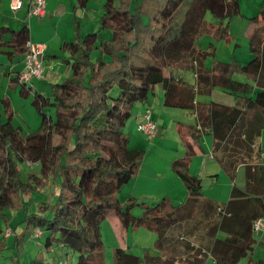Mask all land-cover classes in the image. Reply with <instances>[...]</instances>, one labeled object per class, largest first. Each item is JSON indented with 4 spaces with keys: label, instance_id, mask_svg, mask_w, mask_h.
Returning a JSON list of instances; mask_svg holds the SVG:
<instances>
[{
    "label": "trees",
    "instance_id": "obj_1",
    "mask_svg": "<svg viewBox=\"0 0 264 264\" xmlns=\"http://www.w3.org/2000/svg\"><path fill=\"white\" fill-rule=\"evenodd\" d=\"M206 12L219 19V37L230 42L229 21L241 15L240 0H103L98 30L82 34L74 20V38L60 45L70 73L49 83L48 95L20 81V71L10 77L40 118L39 127L23 135L12 121L9 99L0 96V221L14 233L12 239V234L0 236V254L9 249L10 264H22L24 242L36 227L41 235L32 239L43 241L25 264H65L71 252L77 254L74 264H103L101 227L112 214L124 229L145 227L156 235L155 254L141 258L116 246L114 264H204L206 258L213 264H243L253 252L264 236L252 230L253 221L264 214V163L256 149L264 128V0L257 13L246 17L250 58L245 63L234 57L214 60L212 42L202 47L205 25L214 26L205 20ZM104 29L108 36L101 34ZM28 39L25 22L17 29L0 26V47H10L0 51L22 57V66ZM182 62L192 65L193 83L173 70ZM155 85L162 88L164 105L196 112L199 127L178 129L185 151L171 162L186 199L175 205L166 196L154 204L122 203L117 193L136 175L143 156L141 149L129 146L124 127L132 107L147 101ZM215 87L232 94L235 103L195 100ZM203 128L230 179L239 164L245 167L244 187L232 184L224 202L204 197L200 179L188 171L194 150L186 135ZM24 164L36 170L23 175ZM50 181L53 199L39 200L32 210L31 193ZM136 204L142 208L139 215L132 211ZM8 209L20 212L15 225ZM53 245L68 251L51 261Z\"/></svg>",
    "mask_w": 264,
    "mask_h": 264
},
{
    "label": "crops",
    "instance_id": "obj_2",
    "mask_svg": "<svg viewBox=\"0 0 264 264\" xmlns=\"http://www.w3.org/2000/svg\"><path fill=\"white\" fill-rule=\"evenodd\" d=\"M102 1L86 0L84 5H78L76 0H45V10L42 15L27 16L26 11L30 0H22L21 8L15 12L11 8L10 0H0V26L17 29L25 22L29 29V39L45 45L43 54L44 76L38 81L33 82L32 80V90L48 95L50 93L49 83L61 81L69 75V65L62 61V58L67 54L60 49V45L63 41L74 38L75 19L79 21L81 32L84 28H89L91 31L99 29L98 17L101 12ZM244 16L240 17L243 19ZM216 24L218 23L214 25ZM246 24L247 22H245V28ZM107 33L108 31L101 30V34L104 36H108L109 34ZM4 38L8 39L9 33L4 34ZM0 49L9 50L10 47L5 45L0 47ZM218 50L219 46L215 48L213 59L221 61L217 54ZM249 58V50L241 58L234 57L239 63ZM0 63V88H2L0 96L7 97L10 101L13 111V123L21 127L22 134L23 130H28L29 133L35 131L40 124V118L35 108L31 103L29 104V99L22 98L18 94L15 83L10 82V77L22 68V57H9L6 53L0 51ZM205 65L207 67L211 65L209 58L205 60ZM189 82L193 83L194 78L189 80ZM162 99V88L160 85H155L147 101L136 103L132 107L131 116L124 127L129 138V146L141 149L143 156L136 175L117 193V197L122 203L127 202L129 199L138 203L141 201L150 203L151 200H159L161 197L166 196L175 205L186 199L185 185L171 169V162L173 159L183 156L185 151L178 129L181 128L182 131H186L187 126L197 125L196 112L189 108L166 106L163 104ZM195 100L201 102L214 100L227 105L235 103V97L232 94L222 91L218 87L213 88L209 95L197 94ZM147 106L151 107L153 118L158 123L157 131L151 139H148L136 129V123L140 119L141 112ZM31 118L34 119V122L32 126H27L25 119ZM186 137L194 150V154L188 163V171L200 179L201 193L204 197L218 201V199H224L223 196H226V199L221 201L224 202L229 197L232 184L241 188L244 187V177L243 185H238L235 180L236 175L233 179H230L228 173L216 161L212 148V138L206 129L203 128L199 132L193 131V133L190 131ZM257 147L259 160L261 159L264 163V128L261 129L258 137ZM242 167L243 174L245 173L244 165L239 164L236 168V174ZM116 228H119L117 235L119 236L124 228H122L121 224L116 226ZM126 230L128 231V228ZM259 247H261L260 252L258 250ZM50 250L52 253L51 248ZM65 250L64 247L57 246V259L50 257V252L48 253L49 259L51 261L60 259L65 254ZM256 253L262 255H256ZM71 255L74 257L73 254ZM263 256L264 236L259 238L258 244L255 245L253 252L246 257L243 264H247L249 259L252 261L262 260L260 264H264Z\"/></svg>",
    "mask_w": 264,
    "mask_h": 264
},
{
    "label": "rangeland",
    "instance_id": "obj_3",
    "mask_svg": "<svg viewBox=\"0 0 264 264\" xmlns=\"http://www.w3.org/2000/svg\"><path fill=\"white\" fill-rule=\"evenodd\" d=\"M261 1L262 0H240L241 15L234 16L229 21V31L228 32H229V37L232 38L230 42H228L225 38L218 37V34H219L218 26L214 24L219 23V19L214 17L211 13L206 12L204 15L205 20L208 23L213 24L214 26H210L209 24L205 25L203 29L204 33L200 35L199 42L204 46H206L209 42L214 43L216 47L219 46V50L217 54L219 55L221 61L222 60L229 61L230 58L233 57V54L235 58H241V56L248 51L247 39L245 38V35H244L245 22H247L246 17L257 13L259 9V4L261 3ZM242 15H245L243 19L241 18ZM223 21L225 22L226 20H223ZM104 30L108 31L107 34H110L109 30H106V29ZM88 31H91V30H89V28H84L82 30V34ZM34 42H37V41H34ZM43 54H42V63H43L44 70H45V65L43 62V58H44ZM246 61L247 59L244 60V62L242 63H245ZM191 66L192 65L189 64L188 62L187 63L182 62L180 64H177V66L173 68V70L176 72H180L184 77L187 78V80H191L194 78ZM237 75H238L237 76L238 78L241 77V75L239 74ZM32 80L34 82V81L40 80V78H34ZM1 89L2 88H0V91ZM25 121L27 123V126H32L34 119L33 118L25 119ZM27 132L29 133L28 130H23V135H25ZM35 170L36 169L34 167H30L29 165H26V164L22 165L23 175H25L27 171H35ZM243 177H244V174H243V167H242L241 169H239L235 177V180L238 185H243L244 183ZM53 196H54V183L50 181V183L47 186L43 188H38L34 192L31 193V196L28 201L29 206L32 210H34L39 200L50 201L53 199ZM223 197L224 199H218V201H223L226 199V196H223ZM156 202L157 200H151V202L148 204H154ZM132 211H133V214L139 215L142 212V208L141 206L136 204L134 208L132 209ZM6 214L14 225L20 217V212L15 211L14 209L6 210ZM119 223H120L119 219L113 214L108 215L102 223V227H101L102 228V239H103V244H104V247L102 249L103 264H114L113 248L116 246L125 247L128 251L139 255L141 258L144 256L146 252H149L151 254L156 253V249L153 247V241L155 240L156 235L152 230L147 229L145 227H136V228L129 227L128 231L126 229H123L122 233H120L119 236H117L119 228H116V226H120ZM4 227L6 226L4 225L3 221H0V236H3ZM13 235L14 233H12L11 239L13 238ZM11 239L7 241L8 245L11 244L12 242ZM42 241H43V238H39V239L30 238L24 242L23 252H22L23 255L21 256L22 264H25L29 260L28 257L31 258L34 255V253L37 251V249L42 244ZM56 247L53 245L51 247L53 252L51 253V250L49 251L50 252L49 254L51 255L50 257L54 259H57L56 258ZM258 250L260 252L261 247H259ZM70 254H73L74 257H70L69 254H67V257L65 259V264L75 263L77 254L73 252H71ZM9 255H10L9 249H6L5 251H3L0 254V264H10ZM256 255H262V254L256 253ZM245 260L246 258L244 259L243 263L245 262ZM142 264H145V263L142 262ZM204 264H213V261L210 258H206Z\"/></svg>",
    "mask_w": 264,
    "mask_h": 264
},
{
    "label": "built area",
    "instance_id": "obj_4",
    "mask_svg": "<svg viewBox=\"0 0 264 264\" xmlns=\"http://www.w3.org/2000/svg\"><path fill=\"white\" fill-rule=\"evenodd\" d=\"M12 10L15 12L22 6V0H10ZM45 10V0H30L27 16H40ZM45 45L40 42H34L28 39L24 52L23 66L19 73V80L25 83H32V79L41 78L44 74V66L42 63V54L44 53ZM138 131L143 133L148 139L154 137L158 128L157 121L153 118L151 107H146L140 115V119L136 124ZM28 165V164H27ZM252 230L255 234H264V214L257 217L252 224ZM12 234L10 226L5 227L3 236L8 237ZM41 235V230L36 227L30 234V238H38ZM58 264H63L61 260Z\"/></svg>",
    "mask_w": 264,
    "mask_h": 264
}]
</instances>
